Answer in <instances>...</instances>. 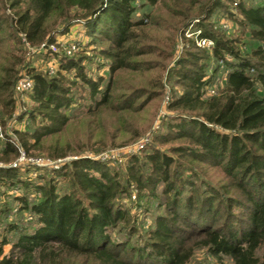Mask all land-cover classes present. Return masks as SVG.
<instances>
[{
	"label": "trees",
	"instance_id": "obj_1",
	"mask_svg": "<svg viewBox=\"0 0 264 264\" xmlns=\"http://www.w3.org/2000/svg\"><path fill=\"white\" fill-rule=\"evenodd\" d=\"M134 1L0 0V32L6 27L0 34L1 117L11 115L13 84L23 67L19 33L32 46H47L55 40L48 33V21L62 20L58 32L63 34L69 28L70 17L77 16L92 42L99 37L108 41L109 48L100 49L99 54L111 59L107 67L110 76L126 68L131 56L148 52L147 46L134 45L137 29L143 26V19L133 17ZM145 1H161L179 10L176 15L180 10L184 15L193 11L194 31L199 30L198 37L212 41L211 47H199L193 38L184 36L187 23L180 29V40L186 46L172 75L181 89L172 95L167 107L186 115L175 117L174 123L168 125L170 132L166 135L172 136L166 139L189 140L194 147L181 145L171 152L177 158L220 169L225 182L219 187L203 186L199 191L190 179L194 176L191 166L179 163L171 155L145 153L143 158L149 164L146 172L141 169L142 163L131 159L126 167L128 182L138 191L148 189L151 193L161 184L163 207L167 209V215L155 219L146 230V237L132 239L131 227L123 236L110 234L111 228L126 221L125 210L117 200L128 184L124 186L98 158L72 157L51 170L45 184L22 178L20 174L28 166L23 171L19 165L0 167V187L22 186L23 191L13 194V199L19 212L28 216L23 225L10 223L4 228L15 232L16 237L4 253L3 246L9 240L0 236V264H186L196 247L204 248L217 264H222V256L232 264H264V258L257 255L264 247V99L257 92V87L264 89V0ZM224 1L234 3L237 15L229 14ZM220 9L248 39L244 52L232 46L239 40H224L215 35L210 24H205ZM47 55L55 57L57 69L50 77L30 73L29 98L33 105L19 116L26 123L22 130L15 131L16 140L3 132L2 162L16 159L18 145L30 155L46 137L61 130L68 121L66 110L75 103L72 86L87 93L84 98L89 100L85 111L88 114L95 112L93 107L97 109L109 102L111 79L100 89L101 76L86 73L81 65L82 55ZM210 59L224 62L227 71L223 87L216 95L205 97V86L216 71L210 68L206 74ZM65 72H71L72 81H66L62 74ZM49 156L63 158L66 151ZM37 170L33 176L43 178L45 175ZM59 181L66 187L57 191ZM186 185L189 189L184 195ZM31 188L39 192L37 200H27L25 192Z\"/></svg>",
	"mask_w": 264,
	"mask_h": 264
},
{
	"label": "rangeland",
	"instance_id": "obj_2",
	"mask_svg": "<svg viewBox=\"0 0 264 264\" xmlns=\"http://www.w3.org/2000/svg\"><path fill=\"white\" fill-rule=\"evenodd\" d=\"M231 1H224V4L228 8L229 14L237 15L233 8L234 3ZM251 1L253 0H244L245 3ZM132 5L134 7L133 17L143 19V26L137 29V42L134 45L147 46L148 52L131 56L128 58L129 65L126 68L119 69L110 76L107 67L111 59L99 54L100 49L109 48L108 41L99 37L92 42L83 30L82 19L77 16L70 17L69 28L63 34L58 32L62 27V20L53 18V20L48 21L51 22L48 25V33H52L55 40L61 36L73 40L77 39L80 50L73 54L83 56L81 65L88 75L92 77L95 75L101 76L100 89L104 88L111 79L110 98L106 105L97 109L93 107L95 112L88 114L85 111L89 100L84 98L87 93L80 87L72 86L76 91L73 95L75 103L66 110L67 123L60 131L46 137L42 146L30 151L32 154L29 156L50 160L52 164L44 166L19 164V166L22 171L24 166L29 167L27 171L20 174L24 180L29 178L37 184H45L50 176V171L57 169L62 162L72 157L84 155L98 158L105 164L108 171L117 176L124 186L128 184L126 192L121 194L117 200L125 210L126 221L118 223L115 228H111L110 234L116 237L118 235L123 236L126 229L131 227L134 229L131 236L133 239L136 236L137 238L146 237V230L153 226L155 219L166 216L167 209L163 207L164 197L160 190L161 184H157L153 193H151L148 189L138 191L131 182H128L126 167L131 159L135 158L138 164L142 163L141 169L146 172L149 164L143 158L145 153L158 151L171 155L179 163L191 166L194 176L190 179L195 188H199V191L206 185L219 187L221 185L219 183H224L226 178L218 168L191 161L187 158H177V154L171 152L173 147L181 145L194 147L189 140L185 138L166 139L169 138L168 136H172L170 134L166 135L170 132L168 125L174 123L175 117L186 115L183 111L169 109L167 105L172 95L178 93L181 89L175 83L172 68L179 58L184 57L181 51L186 44L182 45L179 33L185 23L187 25L184 28H187L188 31H194L193 24L196 22L194 12H187L186 16L180 10L179 15H176L179 10L172 9L171 6H166L161 1L149 4L145 0H135ZM73 12V9H71L70 15ZM183 16L185 18L181 19ZM206 23L210 24V28L216 36L224 40H239L236 43L232 42V46L237 47L240 53L248 48V45L245 44L248 43V39H245L239 27L224 10L215 11L209 16ZM5 31L6 27H2L0 34ZM20 46L22 48V45ZM55 49L62 50L60 46H55ZM42 51L34 52L28 58L24 51L23 68H20L19 71L24 70L29 76L33 72H40L49 77L53 76L57 69L56 59L53 55H47L53 54L48 49ZM224 57L227 60H233L231 56L224 55ZM208 67L209 70L206 74L210 73V68L216 71L210 79V84L205 86V97L216 95L223 87L224 74L227 71L226 65L220 60L210 59ZM62 74L67 82L72 81L71 72ZM257 92L264 99V89L257 87ZM13 99L14 104L11 115L17 113L14 115L18 118L33 105L29 98V92L14 95ZM9 117L2 115L0 118V121H3V125H0L1 133L8 131L4 123ZM24 123H26L25 118ZM24 123L20 125L21 130L25 126ZM16 127V125L11 126L9 130L15 133ZM65 151L66 156L63 158H51L49 156L50 153ZM14 161V157L8 162L0 160L3 164ZM37 168L41 170H37ZM36 170L45 176L43 178L40 176L34 177ZM65 185L64 182L59 181L56 184V190L64 189ZM21 187H0V236L4 235L9 240V243L3 246L4 253L8 252L10 243L16 237L15 232H6L4 228L10 223L23 225L28 217L24 211L19 212L17 209L18 204L13 199V194L23 191ZM188 189L189 186L186 185L182 190L184 195L188 193ZM25 194L28 201L37 200L39 197V192L34 191L32 188L27 190ZM257 255L259 258H264V247L258 250ZM221 263L232 264L227 257L223 256L221 257ZM186 264H217V262L204 248L196 247Z\"/></svg>",
	"mask_w": 264,
	"mask_h": 264
},
{
	"label": "built area",
	"instance_id": "obj_3",
	"mask_svg": "<svg viewBox=\"0 0 264 264\" xmlns=\"http://www.w3.org/2000/svg\"><path fill=\"white\" fill-rule=\"evenodd\" d=\"M199 30L195 31H188V29H185L184 36L187 38H193L194 42L199 47H211L212 41L205 37H198ZM20 41L22 43V48L26 53V56H28L34 52H43L42 50L50 51V53H63L65 55H71L73 53H76L80 50L79 42L73 39L63 38L62 36L56 38L54 42L48 44L45 46L44 43H41L38 46H32L30 45L25 39L24 36L19 33ZM55 46H60L62 50L58 51L55 49ZM45 47V48H44ZM52 49V51H51ZM23 68V67H22ZM32 88V79L31 77L24 71H19L18 75L15 79V82L13 84V96L21 95L23 93H27ZM15 98V97H14ZM18 100V99H17ZM17 113H13L5 122V127L8 129V131H3L6 135H8L10 138L16 140L15 133L10 129L11 126H17L15 128L16 131L21 130L20 125L24 123V118H18V116L14 115ZM25 124V123H24ZM3 132L0 131V139L3 138ZM19 164H29V165H35V166H44L48 164H52L50 160L43 159L40 157H31L29 155H26L18 145V154L14 162L3 164L0 162V167L4 166H15Z\"/></svg>",
	"mask_w": 264,
	"mask_h": 264
}]
</instances>
